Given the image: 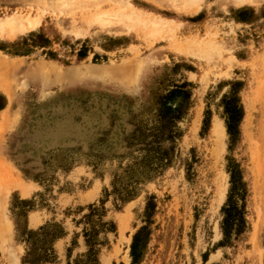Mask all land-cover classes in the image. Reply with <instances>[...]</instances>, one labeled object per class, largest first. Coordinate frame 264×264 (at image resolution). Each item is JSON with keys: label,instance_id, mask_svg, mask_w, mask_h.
Returning a JSON list of instances; mask_svg holds the SVG:
<instances>
[{"label": "rangeland", "instance_id": "rangeland-1", "mask_svg": "<svg viewBox=\"0 0 264 264\" xmlns=\"http://www.w3.org/2000/svg\"><path fill=\"white\" fill-rule=\"evenodd\" d=\"M0 264H264V0H0Z\"/></svg>", "mask_w": 264, "mask_h": 264}, {"label": "bare ground", "instance_id": "bare-ground-1", "mask_svg": "<svg viewBox=\"0 0 264 264\" xmlns=\"http://www.w3.org/2000/svg\"><path fill=\"white\" fill-rule=\"evenodd\" d=\"M235 1V3L237 4V5H242V4H244L245 2H248V1H250V0H234Z\"/></svg>", "mask_w": 264, "mask_h": 264}, {"label": "trees", "instance_id": "trees-1", "mask_svg": "<svg viewBox=\"0 0 264 264\" xmlns=\"http://www.w3.org/2000/svg\"><path fill=\"white\" fill-rule=\"evenodd\" d=\"M135 248H136V247L133 245V253H136V250H135Z\"/></svg>", "mask_w": 264, "mask_h": 264}]
</instances>
